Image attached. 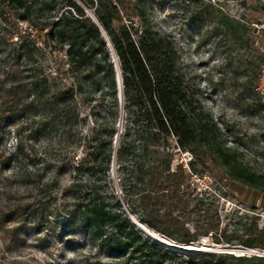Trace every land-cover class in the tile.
I'll list each match as a JSON object with an SVG mask.
<instances>
[{
  "label": "trees",
  "instance_id": "trees-1",
  "mask_svg": "<svg viewBox=\"0 0 264 264\" xmlns=\"http://www.w3.org/2000/svg\"><path fill=\"white\" fill-rule=\"evenodd\" d=\"M147 1L0 0V140L31 114L39 130L64 144L59 157L48 158L47 151L26 153L18 136L19 157L28 158L31 169L18 168L12 177L34 182V193L31 200L9 198L0 231L21 237L29 229L40 236L60 226L69 241L96 247L107 259L99 257L98 264H264V255L162 246L130 215L179 243L210 234L216 243H229L207 189L198 191L191 177L217 164L232 180L264 193V175L225 146L218 124L190 92L175 41L152 25ZM226 25L237 34L222 21ZM93 102L99 107L84 133L83 108ZM177 148L192 153L188 170L174 165ZM12 160L0 148L1 165ZM66 173L70 180L62 185ZM247 234L243 245L264 250V229L255 225Z\"/></svg>",
  "mask_w": 264,
  "mask_h": 264
},
{
  "label": "rangeland",
  "instance_id": "rangeland-1",
  "mask_svg": "<svg viewBox=\"0 0 264 264\" xmlns=\"http://www.w3.org/2000/svg\"><path fill=\"white\" fill-rule=\"evenodd\" d=\"M146 12L156 29L174 39L190 92L218 124L221 141L241 163L264 175V0H148ZM222 21L234 27L237 34L232 35ZM54 51L58 59L65 58L64 51ZM105 105L110 107L109 98ZM98 107L93 102L83 108L84 133L90 132L93 111ZM33 116L22 117L19 126L10 132L3 130L0 148L13 160L7 168L0 163V210L11 197V201L15 197L33 198L34 182L22 184L19 178L12 177L18 168L31 169L30 160L19 157V135L26 153L47 151L48 158H56L63 151L59 137L39 130V119ZM118 127L121 128L120 123ZM174 152V165L183 163L188 170L192 153L180 148ZM116 169L113 162L115 179ZM60 179L64 185L70 176L66 173ZM191 181L198 191L207 189L206 201L218 209L220 229L231 235L230 242L216 243L210 234L195 242L179 243L129 212L134 222L142 224L144 234L171 249L264 255V250L242 244L248 239L249 228L257 225L264 229V193L232 180L217 164L203 176L193 175ZM116 188L120 193L117 183ZM99 257L107 261L104 256H97L96 247L84 239L69 241L60 226H56L55 233L42 230L40 236L29 229L21 237L0 231V264H98Z\"/></svg>",
  "mask_w": 264,
  "mask_h": 264
},
{
  "label": "water",
  "instance_id": "water-1",
  "mask_svg": "<svg viewBox=\"0 0 264 264\" xmlns=\"http://www.w3.org/2000/svg\"><path fill=\"white\" fill-rule=\"evenodd\" d=\"M113 56L115 57V59H116V66H117V74H118V83H119V95H120V100H121V102H122V107H123V102H124V90H123V82H122V77H121V71H120V69H119V65H118V61H117V57L115 56V53L113 52ZM122 117H123V109H122V116H121V122H120V127L122 126ZM120 131H121V128H120ZM120 133V132H119ZM118 136H119V134L117 135V139H118ZM116 139V140H117ZM114 164H115V160H114ZM125 205V207H127L126 206V204H124ZM132 215V214H131ZM133 216V215H132ZM135 221H137L136 219H135ZM139 227H140V229L141 230H143L144 228H143V226H142V224H140V223H137V222H135ZM186 249V248H185Z\"/></svg>",
  "mask_w": 264,
  "mask_h": 264
}]
</instances>
